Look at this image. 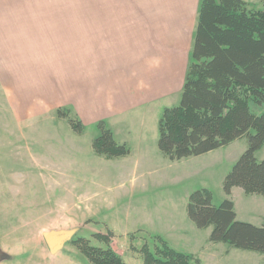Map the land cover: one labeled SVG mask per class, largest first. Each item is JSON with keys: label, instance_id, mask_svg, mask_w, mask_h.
Wrapping results in <instances>:
<instances>
[{"label": "rangeland", "instance_id": "374dc122", "mask_svg": "<svg viewBox=\"0 0 264 264\" xmlns=\"http://www.w3.org/2000/svg\"><path fill=\"white\" fill-rule=\"evenodd\" d=\"M14 1L5 0L4 4L11 7ZM27 1L41 7L40 17L54 11L53 16L64 12L65 18H72L79 16L81 3L96 0ZM244 1L251 10L264 9L260 0ZM7 11L10 8L3 10ZM71 27L75 34L74 25ZM20 39L7 41L6 50H1L0 43V54H7L0 56V70L10 78L22 71L14 66L32 63L31 56L11 46ZM38 43H42L40 50L58 45L56 55L50 58L54 70L69 63L63 26L55 24L49 35L40 34ZM43 54L39 56L40 75H45L41 71L50 66L49 57ZM5 63L12 64L10 73L2 69ZM62 87L60 79V92ZM6 91L0 84V264H91L72 243L78 238H84L89 246L110 247L125 264H145L143 250L153 253L164 245L193 254L200 264L264 261V254L208 241L210 228L195 227L186 213L188 195L196 189H208L214 205L224 199L223 179L245 150V137L206 154L176 161L159 152L157 141L144 151H129L125 157L108 160L93 152L92 141L99 135L96 125H82V132L77 134L66 118H59L57 109L63 108L75 122L80 121L72 105L46 106L45 114L33 116L20 90L15 91V104L6 100ZM177 96L176 100L168 98L157 105L149 118L150 132L157 134L163 108L177 105L180 91ZM249 106L257 115L264 113V104ZM255 157L264 158V147L255 152ZM231 199L237 220L261 225L264 196L239 192ZM67 230L74 231L71 239L61 250L50 253L42 233Z\"/></svg>", "mask_w": 264, "mask_h": 264}, {"label": "crops", "instance_id": "0c3cea01", "mask_svg": "<svg viewBox=\"0 0 264 264\" xmlns=\"http://www.w3.org/2000/svg\"><path fill=\"white\" fill-rule=\"evenodd\" d=\"M4 1L0 0L1 50H6L7 41L21 38L11 46L32 59L29 66H14L22 71L11 78L0 70V84L7 90L9 103L15 104V91L20 90L33 116L45 114L46 106L72 105L82 125L103 121L115 141L129 147L130 153L153 146L158 131H149V118L160 102L176 100L181 94L200 0H96L81 3L79 16L72 18H65L64 12L53 16L54 11L40 17L41 7L35 2L15 0L7 7ZM6 8L10 12H3ZM91 12L95 16L88 15ZM55 24L63 26L65 54L69 51L66 58L71 59L54 70L50 58L58 45L46 44L49 48L40 50L38 38L49 35ZM42 52L50 61L48 69L41 71L45 75L39 70ZM1 55L7 57L5 52ZM1 65L6 73L11 72L12 64ZM60 79L61 92L57 88ZM239 192L242 189L233 187L229 197Z\"/></svg>", "mask_w": 264, "mask_h": 264}, {"label": "trees", "instance_id": "16d2710c", "mask_svg": "<svg viewBox=\"0 0 264 264\" xmlns=\"http://www.w3.org/2000/svg\"><path fill=\"white\" fill-rule=\"evenodd\" d=\"M264 3V0H260ZM264 104V9L251 10L244 0H200L179 103L163 108L157 123V147L168 160L199 156L246 139L222 182L224 199L212 203L206 188L192 191L186 213L199 229L210 228L208 241L264 254V219L261 225L236 219L233 187L264 196V158L255 152L264 147V113L255 114L249 104ZM71 129L80 134L81 122L63 108ZM93 152L104 158L125 157L129 149L114 141L103 121ZM91 264H125L110 247L89 246L84 238L72 241ZM145 264H200L193 254L176 252L166 245L153 253L143 250Z\"/></svg>", "mask_w": 264, "mask_h": 264}, {"label": "water", "instance_id": "95a60500", "mask_svg": "<svg viewBox=\"0 0 264 264\" xmlns=\"http://www.w3.org/2000/svg\"><path fill=\"white\" fill-rule=\"evenodd\" d=\"M73 234V230L45 231L42 233V237L49 252L56 253L61 250L63 245L71 239Z\"/></svg>", "mask_w": 264, "mask_h": 264}]
</instances>
